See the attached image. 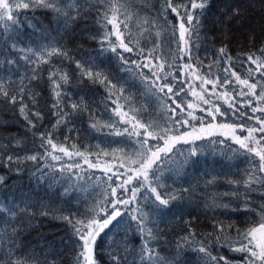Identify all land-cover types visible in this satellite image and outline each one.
I'll list each match as a JSON object with an SVG mask.
<instances>
[{
	"label": "snow or ice",
	"instance_id": "6c2138e0",
	"mask_svg": "<svg viewBox=\"0 0 264 264\" xmlns=\"http://www.w3.org/2000/svg\"><path fill=\"white\" fill-rule=\"evenodd\" d=\"M159 5L158 9H154V16L141 17L139 11H132L136 6L135 0H0V26L3 28L0 38H3L2 42L8 48L22 53L19 60H23L26 65L25 74L20 76L18 86H14L15 82L11 81L10 77L8 80L0 77V96L12 105L19 103V114L34 135V130L38 127L37 121L42 120L43 115L37 107L39 93L33 90L31 81L40 79V66L51 64L53 57L69 60L73 58L63 46L51 42L35 47L17 48L18 26L24 23L17 18V9L50 10L55 14L57 27L62 22L65 29L82 16L86 17L95 12L98 30L92 39L97 40L101 55L111 52L124 65L121 71L139 77L144 86L143 95L149 104L153 100L159 104L161 114L159 119L145 121L143 117L148 113V106L135 107L133 97L124 94L126 89L113 83L103 70H96L98 66L93 60H75L81 80L87 79L92 84L98 83L105 87L108 93L107 102L114 105L111 112L123 126L122 131H115V135L135 138V144L138 146L136 150L132 153L123 152L118 158L115 153L123 150L113 149L109 153L102 149L98 153H92L80 151L76 144H71L70 150L56 140L54 132L47 131L39 133L43 154L36 153L24 157L8 155L5 163L11 164L15 161L19 164L25 160L35 162L46 158L61 161L62 157H78L89 169H102L105 178L95 177L97 186H103L102 192L98 193L100 199L87 205L83 212L56 217L71 227L72 247L69 252L74 253L72 264H101L98 260V255L101 254L97 251L98 242L114 225L119 226L125 215L130 217L131 221H125L128 228L134 223L141 245L130 252L125 240L124 256H121L112 244L108 245L104 253L109 259L104 264H179L182 253L195 255L196 264H264V44L256 51L239 54L236 58L230 55L227 45H222L216 50L215 59L207 67L219 68L223 64L224 75L210 79L213 73H202V61L193 53L196 47L193 37L195 36L196 40L200 38L201 17L210 6V0H159ZM239 15L240 10L233 9L226 22ZM170 16L172 19H169ZM26 23L33 32L41 31L34 22ZM9 40L12 41L11 44L8 43ZM142 41L151 42L152 47L146 50ZM125 53H135L138 59L130 60ZM19 60H5L10 73L13 66L17 69L20 67ZM237 65L239 69L245 70L243 77L237 70ZM143 69H148L150 75ZM25 80L29 83L24 84ZM48 80L54 100L53 115L57 117L53 129L67 122L70 116L67 107H70L72 112L89 110L83 99L70 105L64 104L65 95L62 89L70 83L67 72L62 71L60 67H53L49 71ZM196 81H199V91ZM209 84L210 94L205 87ZM217 89L223 91L218 92ZM189 93L195 98V103L181 100L182 94ZM212 96H215L216 101H213ZM25 97L31 102V107L25 103ZM220 100L233 109L238 117L255 121V126L246 128V136L236 134L238 129L246 127V123H203L204 118L195 115L196 109H200L206 111L214 121L216 114H225L217 103ZM185 103L187 109L183 106ZM201 104L208 107L201 108ZM249 107L251 115L246 112ZM197 120L201 122L200 127L192 123ZM109 121L111 122H106L104 127L114 128L117 121L112 120V117H109ZM91 127L97 131L101 130L98 122L93 123ZM184 128L190 130L184 131ZM217 132L221 136L230 137L239 145L238 149H230L233 153L231 158L244 156L249 167L243 169L242 180L228 178L226 183L232 186V191L217 194L206 207L255 213L258 219L250 217L246 228H236L235 236L231 235L233 223L225 225L221 221H213V231L202 237L188 227L186 233L177 239L176 256L169 260L161 256L154 246L160 236L158 224L152 219L153 215L162 216L170 211L173 202L178 199L177 196L164 191L167 188L164 183L165 173L173 170L171 165L176 163L173 158L177 154L178 145L194 144L204 137H213ZM64 139L67 141L69 137L65 136ZM15 143L19 144V141ZM220 143L223 144L224 141L221 140ZM198 151L197 147H192L188 155L184 156L183 163H189L191 157L198 155ZM109 155L120 162L116 164L103 159ZM92 156L97 157L96 162L90 159ZM0 159H3L2 154ZM54 169L52 164L38 167L40 179L57 180ZM80 170L81 164L75 161L67 165L61 164V179L63 173L67 172L75 173L78 181L85 180ZM68 179L71 181L72 177L69 176ZM216 179L212 177L205 183L212 185ZM4 180L5 177L0 176V183ZM82 188L83 185L70 183L69 187L64 189V194ZM183 191L187 192L188 189ZM254 194L262 198L258 205L252 198ZM224 198H229V202H223ZM233 200L240 203L241 207H233ZM141 202L150 207L151 211L145 212ZM21 203L25 205L23 208L13 202L6 204L0 201V264H60L59 255L55 250L42 254L43 260L34 252L25 256L19 255L23 249L18 246L17 224L22 214L31 213V205L25 201ZM40 214L49 215V212L43 211ZM185 223L188 224L187 221ZM150 224L153 226L150 227ZM221 249L236 255L230 258L221 254ZM133 254L134 258L129 262L127 257ZM49 255L56 258L50 260Z\"/></svg>",
	"mask_w": 264,
	"mask_h": 264
},
{
	"label": "trees",
	"instance_id": "16d2710c",
	"mask_svg": "<svg viewBox=\"0 0 264 264\" xmlns=\"http://www.w3.org/2000/svg\"><path fill=\"white\" fill-rule=\"evenodd\" d=\"M135 7L132 11H139L140 16H154V9L160 7L159 0H135ZM238 8L240 15L234 17L230 22H226L227 18L232 14V10ZM17 18L24 22L19 28V40L17 48L48 43H55L63 46L68 50L72 60L63 57H53L51 64L40 66V79L31 81L33 90L39 93L37 97V107L41 110L43 119L37 121L38 127L33 131H29L26 121L19 114V103L12 105L0 96V154L3 159H0V176L5 177L3 183H0V201L4 203L13 202L23 208L25 205L21 201H25L31 205V213L22 214L19 217L17 224L18 246L23 250L19 253L25 256L31 253H36L39 259H44V253H50L55 250L59 255L60 264H72L74 253H70L72 247V230L67 222L57 219L58 215H68L70 213L83 212L87 205L100 199L98 193L102 192L103 186H97L95 177L104 179L102 169H89L87 165L81 166V174L85 176V180H76L75 173H63L61 179L60 165H67L76 160L66 161L62 158L61 161H51L46 158L43 161L25 160L17 164L15 161L11 164H6L8 155L24 157L36 153L43 154L44 149L40 147L39 133L52 131L56 140L65 144L71 150V144H76L80 151H90L98 153L102 149L111 153L113 149L123 150L117 151L115 157H120L123 152L132 153L138 147L135 144V138L128 139L124 136L115 135V131L121 130L123 126L118 123V118L113 116L111 105L107 102V90L101 84H92L91 81L79 77V69H77L75 60H93L98 66L96 70H103L109 75L113 83L122 85L126 92V96H132L134 106H148V113L143 117L145 121L161 118L159 113V104L153 100L151 104L143 95L144 86L139 77H133L130 73L121 71L124 65L111 52L101 55L97 40L92 39L97 34L98 26L95 23L96 14L92 12L86 17L72 22L67 29L64 28L61 22L57 27L55 14L47 9L29 8L17 9ZM169 19H172L170 16ZM27 21L34 22L40 32H33L27 27ZM175 22V21H173ZM135 31V21H133ZM0 31H3L0 26ZM200 38L196 40L193 37L196 47L193 49L194 56H198L202 61L201 72L207 73L211 71L213 75L210 79H215L216 76L224 75L221 64L219 68L213 66L211 69L207 65L211 64L215 59L216 50L222 45H227L228 51L233 58L239 54L256 51L264 44V0H210V6L205 10L201 17ZM99 39V37H97ZM0 38V77L15 82L14 86L20 84V76L25 74L26 65L23 60H19L22 53L13 51L8 48ZM167 40V36L165 37ZM22 41V43H21ZM12 43L11 40L8 41ZM142 46L147 50L152 47L151 42L142 41ZM130 60L138 59L135 53L124 54ZM6 59L19 60L20 67L17 69L13 66L11 73L9 66L5 63ZM60 67L70 76V83L62 89L65 99L64 104L70 105L72 102H78L83 99L89 110L81 112H72L70 107L66 110L70 116L65 124L53 129L57 117L53 115L54 103L53 95L49 87L48 75L50 69ZM237 70L244 75L245 70ZM146 74L148 69H143ZM254 82V81H253ZM27 80L24 84H28ZM119 93V87L116 89ZM223 91V89H217ZM216 101L215 96L211 97ZM239 99V98H238ZM181 100L191 101L194 103V98L189 93L182 94ZM178 103L180 100L177 101ZM25 103L31 107V102L25 97ZM123 103V101H121ZM221 106V111L224 115L216 114L215 120L208 116L206 111L196 109L195 115L203 117V123H246V127L255 126V121L247 120L246 117H238L233 109H230L227 104L220 100L217 102ZM187 109V104L183 105ZM255 106V105H253ZM208 105L201 104V108H207ZM127 110V109H125ZM248 115H251V108L246 109ZM186 116V112L184 114ZM116 120L117 124L110 129L104 127V124L109 121ZM100 131L92 128L93 123H97ZM192 123H201L199 120ZM243 128V129H245ZM184 131L189 128L182 129ZM69 139L65 141L64 137ZM13 137L15 140H13ZM224 143L221 144L220 141ZM15 141H19L16 144ZM215 141V143H213ZM55 142V141H54ZM6 146V147H5ZM192 147L198 148V155L191 157L189 163L184 164V156L188 155ZM231 148H239V145L230 137L221 136L216 133L213 137H204L202 140L196 141L194 144H180L177 146V154L173 158L176 163L171 165L172 171L165 173L164 183L167 188L164 191L177 196L171 206L170 211L162 216L153 215L152 219L159 227V241L155 247L160 252L161 256L172 259L176 256L177 239L186 233L188 227H191L200 236L213 231V221H221L225 225L233 223L234 227L231 230V235H236V228L244 229L248 226L249 218L258 219L255 213L245 211L232 212L224 208L206 207L211 203L214 196L219 193L232 191V186L226 183L228 178L242 180L243 169L249 167L244 156L233 157ZM243 151V150H241ZM183 155H180V153ZM93 162H96L97 157H90ZM104 160L118 164L119 159H114L112 155L103 157ZM192 161H195L193 163ZM52 164L55 166V175L57 180H41L38 167ZM181 165H183L181 167ZM19 169V171H17ZM72 179L69 181L68 177ZM91 177V179H88ZM216 177V182L212 185H206V181ZM59 181V182H58ZM83 185L82 189L72 190L68 194H64V189L69 187V184ZM95 188V191H93ZM188 189L187 192L183 191ZM175 190V191H174ZM253 200L258 205L262 202V198L254 194ZM223 202H229V198H224ZM232 206L240 208V203L233 200ZM134 207V205H133ZM141 207L145 212H150L151 208L141 202ZM43 211L49 212V215H41ZM125 221H130V217L125 215L124 220L119 226L114 225L112 230L107 235H102L97 249L98 260L101 264L108 261V256L104 253V249L112 244L113 247L124 256L123 245L125 240L129 245V251L138 248L141 241L136 233L135 225L128 228ZM188 222L186 225L185 222ZM150 227L153 225L150 224ZM127 230V236L125 231ZM109 237L112 239L110 240ZM114 242V243H113ZM220 253L230 258L236 254L228 252L226 249H221ZM56 256L49 255L48 259H55ZM133 255H128V261H132ZM138 262V257H136ZM179 264H196V256L191 253L187 255L181 254Z\"/></svg>",
	"mask_w": 264,
	"mask_h": 264
},
{
	"label": "rangeland",
	"instance_id": "374dc122",
	"mask_svg": "<svg viewBox=\"0 0 264 264\" xmlns=\"http://www.w3.org/2000/svg\"><path fill=\"white\" fill-rule=\"evenodd\" d=\"M185 62H187V61H185ZM196 85H197V91H199V87H198V85H199V81H196ZM208 90H209V94L211 93V85L209 84V85H206L205 86ZM194 98V97H193ZM196 102V100H195V98H194V103ZM212 123H217V122H212ZM200 124L201 123H198V124H195V126L196 127H200ZM218 134H219V132H217ZM237 135H242V136H246L248 133H247V130H246V128L245 129H243V128H241V129H238L237 130V133H236ZM62 155V154H61ZM64 160H66V161H69V160H76V162L77 163H80L81 164V166L82 165H86V164H84L83 163V161L80 159V158H78V157H74V158H72V159H69V158H67V157H62ZM72 163V162H71ZM111 163H113V162H111Z\"/></svg>",
	"mask_w": 264,
	"mask_h": 264
}]
</instances>
